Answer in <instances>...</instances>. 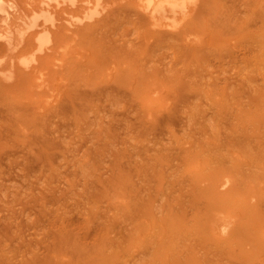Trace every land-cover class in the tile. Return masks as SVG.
Returning <instances> with one entry per match:
<instances>
[{
    "label": "rangeland",
    "instance_id": "374dc122",
    "mask_svg": "<svg viewBox=\"0 0 264 264\" xmlns=\"http://www.w3.org/2000/svg\"><path fill=\"white\" fill-rule=\"evenodd\" d=\"M142 2L4 61L0 264H264V0H198L176 30Z\"/></svg>",
    "mask_w": 264,
    "mask_h": 264
},
{
    "label": "bare ground",
    "instance_id": "6f19581e",
    "mask_svg": "<svg viewBox=\"0 0 264 264\" xmlns=\"http://www.w3.org/2000/svg\"><path fill=\"white\" fill-rule=\"evenodd\" d=\"M79 1L80 0H39L37 1L36 5H33L32 1H30L29 4L33 6H31V8L29 9L27 8V10L24 11L20 6L22 5L20 4V1L19 3H17L16 0H0V42H2V44L6 47L4 51L0 52V77H3L4 79L12 78L13 74L11 69L13 68L10 67L11 69H9V66L14 65L15 61L21 57L17 55H21L22 52L21 54H17V52L20 49L21 45L24 43L26 36L32 35L35 41L34 46H32L33 48L31 47V51L33 54L31 53V51L30 54L29 50L27 51L28 55L26 51H23L24 53H26V56H28V58L18 59V61H20V65H25L24 68H26V65L29 66L30 63H36V53H43V51L48 50V44L51 43V39L53 37L51 36L52 29L53 27L57 26V24H59L58 21L61 22L64 19L63 21H66L67 25L65 26L66 29L70 28L71 31L79 24H84L83 22H88L90 20L96 19L95 17H98L96 15H98L100 13V10H102V0H83L86 4V6H84L85 8L83 13L79 14L78 12V14H75L73 13L74 9L72 7L76 6ZM142 1L143 2L141 4L143 5V9L146 11V13L149 14L148 16L151 17L153 21L157 22L158 26L169 27V30H176L181 26V23H183H180V21H184L183 19H186L190 16L189 14L192 13L190 11L194 9V4H196L195 2H197L198 0ZM22 7L24 8V6ZM67 7H71L72 11H69ZM58 8L59 13L61 12L60 9H62V12L64 11V14H62V18L60 17L61 15H57L59 17L54 15V13L57 12ZM143 9L142 11H144ZM103 11L104 10H102V12ZM63 15L66 16L63 17ZM6 59L10 61V65L8 66L7 63L6 65L4 64V61ZM29 67L27 68L30 69L31 67L33 68L35 66L32 65L30 68ZM38 77L41 78V76ZM42 78H44V76ZM44 81L45 79L43 80V82ZM43 82L41 80V83L39 84L41 85ZM229 183V180H224L221 182L220 187H226ZM228 221L222 220L221 223L220 221L219 223H217L216 228L218 229L215 230L218 235H225L229 232L231 228L230 222Z\"/></svg>",
    "mask_w": 264,
    "mask_h": 264
}]
</instances>
